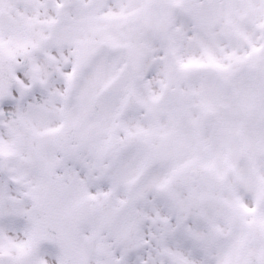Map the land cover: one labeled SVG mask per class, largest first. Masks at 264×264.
I'll use <instances>...</instances> for the list:
<instances>
[{
  "label": "snow or ice",
  "instance_id": "6c2138e0",
  "mask_svg": "<svg viewBox=\"0 0 264 264\" xmlns=\"http://www.w3.org/2000/svg\"><path fill=\"white\" fill-rule=\"evenodd\" d=\"M0 264H264V0H0Z\"/></svg>",
  "mask_w": 264,
  "mask_h": 264
}]
</instances>
